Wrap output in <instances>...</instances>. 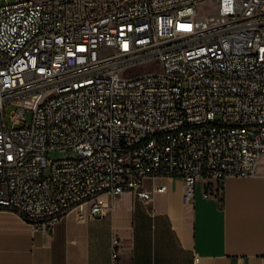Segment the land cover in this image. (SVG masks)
Listing matches in <instances>:
<instances>
[{
	"label": "built area",
	"instance_id": "obj_1",
	"mask_svg": "<svg viewBox=\"0 0 264 264\" xmlns=\"http://www.w3.org/2000/svg\"><path fill=\"white\" fill-rule=\"evenodd\" d=\"M202 1L0 0V209L50 231L69 209L104 215V193L164 190L145 177L180 176L187 204L198 178L210 197L255 173L264 0H216L195 18ZM146 60L153 70L123 73ZM54 148L75 156L51 159Z\"/></svg>",
	"mask_w": 264,
	"mask_h": 264
},
{
	"label": "crops",
	"instance_id": "obj_2",
	"mask_svg": "<svg viewBox=\"0 0 264 264\" xmlns=\"http://www.w3.org/2000/svg\"><path fill=\"white\" fill-rule=\"evenodd\" d=\"M204 182L196 179L185 204L180 176L145 177L141 188L164 190L146 202L132 191L104 193V215L78 220L69 209L50 231L0 209V264H262L264 155L253 175L225 177L214 196L202 195L212 184Z\"/></svg>",
	"mask_w": 264,
	"mask_h": 264
},
{
	"label": "rangeland",
	"instance_id": "obj_3",
	"mask_svg": "<svg viewBox=\"0 0 264 264\" xmlns=\"http://www.w3.org/2000/svg\"><path fill=\"white\" fill-rule=\"evenodd\" d=\"M215 7H216V0H206V1L197 3L195 18L205 17L206 15L208 16L213 15V13L215 12ZM189 24H190V19H182L181 21H179L178 28L180 30H183L186 27H188ZM154 64L155 62L150 61V60L137 62V63L131 64L125 67L123 69V73L125 75H132V74H136L142 71L153 70ZM13 109H14V106L12 104H8L4 108L5 120L8 124H10L9 112ZM46 154L51 159L61 158V157H66V156L67 157L75 156V152L73 150H64V149H58V148L49 149ZM46 171H47V168L44 169V172ZM149 183H150V180L145 179L144 185L148 186Z\"/></svg>",
	"mask_w": 264,
	"mask_h": 264
}]
</instances>
